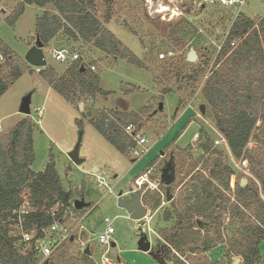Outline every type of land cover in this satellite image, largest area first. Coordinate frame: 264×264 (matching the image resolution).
Segmentation results:
<instances>
[{"label": "rangeland", "instance_id": "obj_1", "mask_svg": "<svg viewBox=\"0 0 264 264\" xmlns=\"http://www.w3.org/2000/svg\"><path fill=\"white\" fill-rule=\"evenodd\" d=\"M22 1H0V45L10 53L4 57L1 52L7 63H1L0 77L9 82L14 73L19 71L21 74L0 98V138L19 121L28 119L33 124L34 162L31 169L39 172L52 156L64 190L71 191L74 200L83 198L90 203L88 208L72 212V219L65 221L73 238L55 249L50 259L55 264H100L105 247L99 244L98 235L104 230V219L107 218L114 230L112 242L115 247L108 254L111 264H158L148 254L137 250L141 231L151 245L157 242L169 245L165 235L173 231L177 212L185 211V205L191 207L200 191L201 184L196 179L213 180L216 171L230 169L233 174L228 179V188L223 186L226 181L214 179L215 186L232 204L221 207L217 224L221 240L207 252L188 251L200 245L199 242L189 243L186 248L183 246L181 253L171 247L166 264H175L176 258L183 264H242L240 253L245 244L240 234L245 227L253 225V218L249 217L251 212L244 203L237 200V191L245 187L256 190L264 203L261 184L252 170L259 161L264 164V126L257 121L246 146L249 156L234 158L216 128L213 113L202 93L213 62L198 78L191 79L195 75L194 69L182 65H175L169 74H162L164 62H159V55L172 52L174 59L184 57L194 50L189 49L194 43L218 52L238 13L257 24L264 18V0H235L237 3L230 7L219 6L212 0H96L94 14L103 28L114 35L122 49L143 61L145 69L100 51L92 43L74 41L62 33L43 48L46 66H30L25 54L36 42L35 19L56 11L50 5L44 8L28 6L11 26L7 19ZM164 7L165 12L162 11ZM185 19L193 27L186 35ZM64 48L78 53L87 67L95 68L92 72L99 76L100 88L108 93L107 96L97 95L91 99L77 90L72 101H67L42 78L40 71L49 68L54 70L55 80L66 74L71 64L56 62L52 57L53 50ZM28 94H31V104L30 115L26 117L19 113V106ZM159 104L163 105L161 111ZM201 105L205 107L204 114L199 110ZM102 112L136 115L135 126L147 141L144 145L146 153L137 159L130 151L125 155L107 141L91 124L92 120L98 121V114ZM76 120L81 122V127ZM80 132L79 157L83 163L77 166L70 161L68 153L74 148ZM207 144L209 150L205 152L202 145ZM162 152L164 156L161 157ZM170 154L174 155L175 162V181L170 186L174 200L167 203L165 188L159 185L158 176ZM154 161L153 175H147L146 170ZM98 177L106 187L98 186ZM140 177L147 182L146 188H142L144 194L160 199V205L155 209L151 203L145 205L142 202L148 211L142 226L128 218L116 199L118 193L125 194L135 188V180ZM243 180L245 185L241 186ZM231 208L243 219L234 218ZM166 211L172 214L168 221L164 217ZM194 230L201 236L204 234L196 227ZM80 242L89 246L87 259L80 250ZM259 253L264 259V243L259 245Z\"/></svg>", "mask_w": 264, "mask_h": 264}, {"label": "trees", "instance_id": "obj_2", "mask_svg": "<svg viewBox=\"0 0 264 264\" xmlns=\"http://www.w3.org/2000/svg\"><path fill=\"white\" fill-rule=\"evenodd\" d=\"M95 1L23 0L16 6L7 22L13 26L28 6L44 8L50 5L55 9V14L38 16L35 19V37L43 47L50 45L62 33L74 41L92 43L100 51L145 69L143 61L127 49H122L114 35L103 28L94 14ZM192 28L190 22L185 19V35L191 33ZM232 43L234 46H231ZM219 47L217 52L216 49L194 43L189 47L198 55L194 64L186 61L187 54L178 59L170 57V61L164 59L159 62H164L161 65L164 75L169 74L175 65L194 69L195 75L191 79L198 78L213 62L211 75L202 93L213 113L216 128L225 138L231 154L236 159H243L249 156L246 146L257 121L260 120L264 126V18L257 24L244 14L238 13ZM0 51L4 57L10 54L1 45ZM4 63H7L6 60ZM70 64L66 74L58 80L54 79L55 72L52 68L40 71L41 76L67 101H72V96H76L77 90L79 94L87 95L91 99L97 95H108L100 88L99 76L93 73L82 59ZM20 76L17 71L9 82L0 77V98L9 85ZM98 116V121L92 120V126L120 152L127 155L134 143L122 127L127 124L135 126L137 116L117 112H102ZM76 123L81 127L80 121L76 120ZM202 148L205 152L209 150L208 144L202 145ZM250 161L252 163V157ZM33 162V124L28 119H22L7 135L0 138V264L38 263L32 244L21 251V248L15 246L17 240L9 235L11 229L8 219L22 204L28 203L32 209L25 218L24 230L35 231L38 236H43V231L56 220L64 222L62 218L66 211H77L72 206V192L62 187L54 158L50 156L39 172L31 169ZM253 166V175L260 182L264 196V164L259 161ZM223 174L226 176L224 179L221 177ZM232 174L230 169H221L213 174V180L196 179L201 187L192 206L185 205V211L177 212L173 231L170 235H165L168 244L177 253L183 252V246L186 248L189 243L196 242L200 245H195L188 251L207 252L221 240L217 224L222 204H229V200L221 193V189L215 186L214 179L216 182L226 181L223 186L228 188V179ZM237 200L242 201L243 206L251 212L249 217L253 218L254 225L245 227L244 232L240 234L241 241L245 244L240 253L242 264H264V259L259 253V245L264 241V203L258 198V192L249 187L238 189ZM142 202L145 205L151 203L154 209L160 205L159 197L148 198L145 194L142 195ZM52 209L55 210V217L51 215ZM171 215L170 211H166L165 220L168 221ZM232 215L238 220L243 219L237 210L232 212ZM194 226L204 234L201 236L196 233ZM241 246L242 244L239 249ZM84 258L87 259V256ZM47 264L55 263L49 258ZM175 264L183 263L176 258Z\"/></svg>", "mask_w": 264, "mask_h": 264}, {"label": "built area", "instance_id": "obj_3", "mask_svg": "<svg viewBox=\"0 0 264 264\" xmlns=\"http://www.w3.org/2000/svg\"><path fill=\"white\" fill-rule=\"evenodd\" d=\"M216 2L219 6L230 7L235 5L237 2L235 0H212ZM234 46V43L231 44ZM174 53L168 52L165 54H160L159 59L163 60L166 58L173 57ZM52 57L56 62L67 64L78 59H81L78 53L71 52L69 49H58L52 51ZM4 62V57L0 51V64ZM92 71L95 68L90 67ZM124 133L132 140L134 146L130 149V155L136 157L137 159L146 153L147 149L144 148L146 144V138L142 135V132L137 127L132 124H127L124 128ZM148 175V174H147ZM98 186L106 187V184L101 178H99ZM144 178H138L135 180L134 191L142 189L147 183L144 182ZM108 192L111 193V189L107 187ZM117 199V196H116ZM73 206V205H72ZM32 209L28 203L22 204L17 210H15L12 216L8 219V224L10 225L11 232L9 235L14 237L17 240L15 244L16 247L21 248V251H24L29 245L34 246V250L37 253V264L48 263L49 258L55 249L59 248L64 243L72 240L71 229L67 227L66 220H70L73 217L72 211H66L63 215L64 222L55 221L47 229L43 231V236H38L35 231H25L24 222L25 218L31 213ZM51 215L55 217V210H51ZM114 230L111 226V221L109 219H104V230L98 235V242L102 247H105L103 254L100 256V264H111L110 258L108 256L110 250L112 249V235ZM86 247L85 243L80 242V250L84 251Z\"/></svg>", "mask_w": 264, "mask_h": 264}, {"label": "water", "instance_id": "obj_4", "mask_svg": "<svg viewBox=\"0 0 264 264\" xmlns=\"http://www.w3.org/2000/svg\"><path fill=\"white\" fill-rule=\"evenodd\" d=\"M43 45L42 43L36 38L35 45L31 47L25 54V60L26 62L35 68H44L46 66V60L43 53ZM197 60V55L194 50H190L186 57V61L188 63H194ZM30 104H31V94L26 95L20 102L19 106V113L29 117L30 115ZM163 108L162 104H159L158 110L161 111ZM199 110L201 114L205 113V107L201 105L199 107ZM81 136L82 133H79L77 142L72 149L68 153V158L70 161L75 165H81L83 163V160L79 157V148H80V142H81ZM175 181V174H174V167L172 165L167 166L165 170H163L161 175V183L165 187H169L173 182ZM241 186L245 185V181H241ZM172 195L169 194V191H167V198L166 201L170 202L172 200ZM117 205L119 208L123 209L128 218L136 221L137 224L140 226L145 224V219L147 218L148 211L147 208L142 203V197L139 194H136L133 192V189L130 188L129 191L125 194L122 192L118 193L117 195ZM90 206V203H86L84 199L80 200H74L73 207L77 211H81L85 208H88ZM141 231V229L139 228ZM112 247H115V244L112 243ZM157 247L155 245H151L149 240L147 239V236L141 231L139 234V239L137 241V250L139 252L148 254L150 257L155 259L158 262V253L156 249ZM84 254L86 256H90L89 247H86L84 250ZM44 264H47L45 262ZM159 264H166L165 261L162 259L159 261Z\"/></svg>", "mask_w": 264, "mask_h": 264}, {"label": "flooded vegetation", "instance_id": "obj_5", "mask_svg": "<svg viewBox=\"0 0 264 264\" xmlns=\"http://www.w3.org/2000/svg\"><path fill=\"white\" fill-rule=\"evenodd\" d=\"M162 156H164V153L162 152L161 153V157ZM156 162L154 161V162H152L151 163V165L149 166V168L146 170L147 171V174L148 175H150V176H152L153 175V170H154V164H155ZM169 165H172L173 167H174V174H175V162H174V155H172V154H170L169 155V157H168V161H166L165 162V165L160 169V176H158V180H159V185L160 186H164L162 183H161V175H162V172H163V170H165L166 168H167V166H169ZM172 185V184H171ZM170 185V186H171ZM146 186V185H145ZM170 186L169 187H165L164 186V190H165V198H167V191H169V194L170 195H172L171 193H170ZM144 188H146V187H144ZM133 189V192H135L136 194H139V195H141V197H142V195L144 194V192L143 191H145L144 189H140V190H138V191H134V188H132ZM172 197H173V195H172ZM174 200V197L172 198V200L170 201V202H172ZM170 202H167V203H170ZM153 245H155L157 248V251H159V253H158V264H159V261L160 260H164L165 261V263H166V259L168 258V256H170V249H171V246L170 245H164V244H160L159 242H157V243H155V244H153ZM152 245V246H153Z\"/></svg>", "mask_w": 264, "mask_h": 264}, {"label": "bare ground", "instance_id": "obj_6", "mask_svg": "<svg viewBox=\"0 0 264 264\" xmlns=\"http://www.w3.org/2000/svg\"><path fill=\"white\" fill-rule=\"evenodd\" d=\"M166 8H167V7H166ZM164 10H166V9H165V7L163 8V10H162V11H164ZM164 12H165V11H164ZM173 14H174V13H173Z\"/></svg>", "mask_w": 264, "mask_h": 264}, {"label": "crops", "instance_id": "obj_7", "mask_svg": "<svg viewBox=\"0 0 264 264\" xmlns=\"http://www.w3.org/2000/svg\"><path fill=\"white\" fill-rule=\"evenodd\" d=\"M251 19V18H250ZM253 20V19H252ZM264 242H262V244H263Z\"/></svg>", "mask_w": 264, "mask_h": 264}]
</instances>
